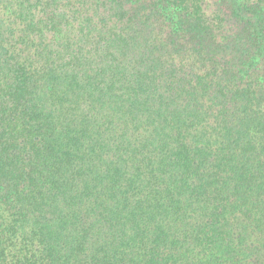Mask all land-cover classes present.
Returning a JSON list of instances; mask_svg holds the SVG:
<instances>
[{
	"label": "trees",
	"instance_id": "obj_1",
	"mask_svg": "<svg viewBox=\"0 0 264 264\" xmlns=\"http://www.w3.org/2000/svg\"><path fill=\"white\" fill-rule=\"evenodd\" d=\"M0 264H264V0H0Z\"/></svg>",
	"mask_w": 264,
	"mask_h": 264
}]
</instances>
